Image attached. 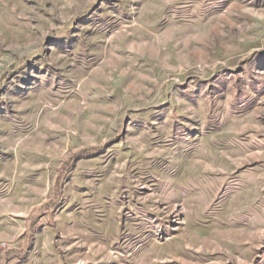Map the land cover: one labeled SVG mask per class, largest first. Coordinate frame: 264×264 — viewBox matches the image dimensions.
<instances>
[{
    "label": "rangeland",
    "instance_id": "1",
    "mask_svg": "<svg viewBox=\"0 0 264 264\" xmlns=\"http://www.w3.org/2000/svg\"><path fill=\"white\" fill-rule=\"evenodd\" d=\"M0 264H264V0H0Z\"/></svg>",
    "mask_w": 264,
    "mask_h": 264
},
{
    "label": "built area",
    "instance_id": "2",
    "mask_svg": "<svg viewBox=\"0 0 264 264\" xmlns=\"http://www.w3.org/2000/svg\"><path fill=\"white\" fill-rule=\"evenodd\" d=\"M8 250V244L6 242L1 241L0 242V261L2 258V255Z\"/></svg>",
    "mask_w": 264,
    "mask_h": 264
}]
</instances>
